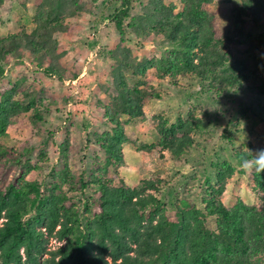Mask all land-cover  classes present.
<instances>
[{"label":"trees","instance_id":"trees-1","mask_svg":"<svg viewBox=\"0 0 264 264\" xmlns=\"http://www.w3.org/2000/svg\"><path fill=\"white\" fill-rule=\"evenodd\" d=\"M111 1L114 7L105 17L107 22L95 19L91 22L97 31L89 46L91 52L98 45L99 33L106 34L103 27L111 25L112 33L121 39L129 30L139 31L136 44L152 36L151 42L160 44L156 51L160 58H144L134 64L126 55L119 62L127 66V76L123 70L111 66V85L107 89L113 94L103 107V119L110 130L95 137L105 160L99 165L102 173L98 176L90 173L87 179L80 177L74 182V177L64 172L66 176L61 180L77 186L81 198H69L58 184L43 188L42 183L23 182L22 178L4 188L0 186V264H264V174H251L253 189L261 200L260 208L248 206L242 200L227 208L219 199L226 176L241 168L242 158L251 159L249 150L255 151L251 143L243 144L242 150L227 152L234 167L225 164L222 170L215 169L217 186L210 187L213 195L206 194L205 209L182 201L174 207V221L168 218L164 201L157 197L163 186L161 178L141 180L135 187H129L119 177L124 164L123 147L128 143L122 117L127 116L130 121L140 118L144 116L145 101L162 98L156 87L143 82L150 66H160L163 79L165 75L173 81L179 76L185 78L184 73L189 71L206 83L202 85L206 89L202 93L200 89L181 94L179 100L185 98L184 104L190 99L189 104L197 107L202 103L201 94L234 88L230 110L236 122L257 117L256 109L264 110V72L259 74L258 70L264 65L260 58L244 55L235 58L232 52L224 50L231 45L256 49V42H263L264 49L262 36L255 37L253 31L243 30L250 25L247 23L250 14L256 17L264 11V0H234L232 26L221 40L215 38L214 17L206 9L213 0H180V6L146 0L147 7L133 17L129 0ZM83 3V0H42L36 5L28 1L19 17L23 16L24 31L0 39V80L8 62L20 59L22 51L35 57V65L43 70L45 79L56 75L57 82L63 84L65 75L60 69L58 40L65 32L67 18L80 19L84 11L88 13L82 8ZM111 51L107 49L106 54L113 56ZM48 56L50 60L45 64L44 58ZM78 73L75 69L71 78ZM39 85L20 91L17 97L21 99L12 95L17 86L0 95V138L7 136V129L24 114L34 117L35 125L44 123L43 115L49 112L44 103L38 106ZM49 85L54 82L49 81ZM172 85L179 92L177 84ZM53 102L47 103L50 106ZM211 108L203 107L199 117L188 115L186 120L175 113L173 122L170 115L160 114L156 125L161 149L175 158L187 154L186 150L194 145L193 132L197 127L224 119V114H219L221 109ZM224 139L232 143L231 137ZM11 153L0 146V166H6L4 157L11 161L8 159ZM207 217H212L214 229L208 227Z\"/></svg>","mask_w":264,"mask_h":264},{"label":"rangeland","instance_id":"rangeland-1","mask_svg":"<svg viewBox=\"0 0 264 264\" xmlns=\"http://www.w3.org/2000/svg\"><path fill=\"white\" fill-rule=\"evenodd\" d=\"M28 1L35 2L36 5L42 2V0L2 1L0 39L24 31L23 16L19 17L24 14V5ZM83 1L85 6L82 8L88 13L84 11L80 19L67 18L65 32L58 40L57 54L61 57L59 59L60 69L65 75L63 84L57 82L56 75L45 79L42 75L43 70L35 65V57L28 52L21 51L20 59L10 60L5 68V76L0 80V95L17 86L19 88L14 90L12 95L16 99H21V96L17 97L20 91L40 84L37 94L39 98L36 100L38 106L42 103L44 106L47 105L49 113L43 115L44 123L39 122L37 125L34 123V117L24 114L16 125L7 129L8 135L0 138V146H5L12 152L8 158L11 161L8 162L7 157H4L6 166H0V186L2 188L22 178L23 182L42 183L43 188L58 184L60 190L69 198H81L77 186L74 188L70 181L65 183L61 180L65 178L66 173L74 177V182H78L80 177L87 179L90 173L95 176L102 173L99 165L105 160L96 144L95 137L110 130L103 119L105 116L103 107L109 104L113 94L111 89H107L111 85L109 79L111 66L118 71L123 70L127 76V66L119 62L120 59H125L126 55L130 56L129 60L134 64L142 62L144 58H160L156 52L160 44L156 41L151 42L152 36L136 44L139 31L132 33L133 30H129L121 39L117 33H112L111 25L103 27L106 34L99 33L98 45L91 52L89 46L92 45L93 36L97 32L91 22L95 19L106 23L105 17L113 9L114 3L111 0ZM106 2L108 4L105 5ZM159 2L175 3L180 6V0H159ZM148 4L146 0H129V5L132 7L131 17L134 14L140 15ZM233 4H235L234 0H213L206 6L214 17L217 40L223 39L232 26ZM153 5L155 6V3ZM247 21L250 25L243 30L246 33L253 31L255 37L264 38V11L256 17L250 14ZM262 43L256 42V49L248 46L238 48L231 45L229 49L224 50L232 52L235 58L243 55L244 57L250 56L252 59L260 58V62L264 65ZM104 47L112 50L114 55H107V49ZM44 60L47 64L50 57H45ZM75 69L79 73L72 79L71 75ZM258 70L259 74L264 72V68ZM162 74L164 73L160 72V66H150L143 81L148 86L156 87L162 95L161 100L145 101L144 116L140 118L130 121L127 116L122 117L124 134L128 143L123 147L124 164L119 177L129 187H135L141 180L161 178L163 186L157 193V197L164 201L168 218L174 221V207L182 201H185L188 206L205 209V202L208 199L206 194L213 195L210 187L217 186L214 176L215 169L222 170L225 164L235 166L232 160L227 159L228 151L242 150L245 143H251L255 150L264 148V126L262 124L264 110L256 109L257 117L251 116L249 120L241 119L236 122L232 119L230 110L233 107L230 98L235 91L234 88L226 92L208 91L207 94H201L202 103H199L197 107L189 104L190 99L187 104H184L182 100L185 98L179 100L181 94H191L200 89L202 93L206 91L202 86L206 83H201V79L189 71L184 73L185 78L179 76L174 81L168 75H165L163 79ZM48 80L54 82V85H49ZM174 82L181 93L175 91L172 85ZM210 97L214 98V101ZM215 98L221 102H217ZM51 100L54 102L49 106L47 102ZM208 106L212 107L211 110L221 109L219 114H224V119L217 124H210L211 126L197 127L193 132L194 145L186 150L187 154L175 158L161 149L160 135L156 125L160 114L170 115L169 118L173 122L176 118L175 113H179L180 117L186 120L188 115L199 117L203 112V107ZM38 108L42 112V109ZM213 118L215 121L216 117ZM228 136L232 138L231 144L224 139ZM239 169L242 167L236 168L232 176H226L225 189L219 199L227 208L234 206L237 200H242L248 206L260 208L261 200L253 189L251 175L246 171L240 173ZM110 176L111 172L108 178ZM81 205H79L80 212H83L84 206ZM207 225L210 229L215 228L212 217H207ZM53 243L59 244L51 241V244Z\"/></svg>","mask_w":264,"mask_h":264},{"label":"clouds","instance_id":"clouds-1","mask_svg":"<svg viewBox=\"0 0 264 264\" xmlns=\"http://www.w3.org/2000/svg\"><path fill=\"white\" fill-rule=\"evenodd\" d=\"M251 159L242 158L241 167L250 175L255 173L258 175L264 174V148L249 150Z\"/></svg>","mask_w":264,"mask_h":264}]
</instances>
